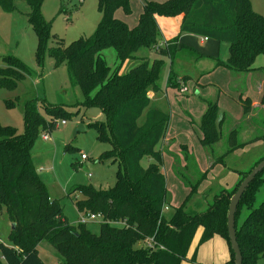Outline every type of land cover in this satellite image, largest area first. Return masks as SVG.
<instances>
[{
    "label": "trees",
    "instance_id": "1",
    "mask_svg": "<svg viewBox=\"0 0 264 264\" xmlns=\"http://www.w3.org/2000/svg\"><path fill=\"white\" fill-rule=\"evenodd\" d=\"M25 1L31 9L28 20L38 37L37 59L42 63L48 42L55 38L42 14L45 0ZM15 2L0 0V7L10 13L15 10ZM98 6L102 20L95 33L68 45L59 39L50 56L56 66L67 65L71 83L79 86L84 95L82 105L104 112L106 121L92 126L98 139L110 142L112 148L97 161H112L119 169L113 187L78 186L69 196L78 191L82 194V199L75 202L79 212L100 214L112 221L125 220L128 226L100 223V232L96 234L87 224L69 222L60 200L50 196L39 178L32 149L40 131L53 130L59 118L72 113L58 106H45L49 115L46 121L37 100L26 101L24 133L0 122V209L4 207L10 222L15 224L9 235L10 243L0 242V264H45L38 249L42 242L55 250L59 264H181L199 228H203L200 244L215 235L226 240L231 252L226 264H234L227 224L230 199L239 183L264 157L248 172H241V180L232 191L222 190L201 213L190 214L187 209L206 175L193 181L188 174L178 172L190 192L172 216L166 217L167 178L159 146L166 136L170 115L151 107L150 93L160 91L159 81L168 59V86L178 87L175 58L184 50L197 53L194 48L179 47L182 33L228 44V59H215L217 67H227L237 74L255 71L257 58L264 55V16L254 11L251 0H146L138 24L130 27L116 17L121 8L131 13L130 0H98ZM176 16H182L180 34L160 44L163 35L157 18ZM110 48L116 51L119 61L114 70L102 56ZM141 50H149L154 56H139ZM130 60L136 61V65L122 72L123 65ZM3 61L0 88L14 90L30 70L15 57L5 56ZM240 103L248 115L251 98L241 97ZM261 104L264 106V94ZM224 117L217 102L208 101L200 122L204 147L212 148L223 138ZM263 141L264 134L241 143L239 132L234 129L228 134V150L214 163L223 164L236 150ZM145 157L151 159L147 167L142 165ZM263 175L264 170L250 184L236 212L243 264H258L264 258V201L254 207L264 184ZM244 209L249 213L238 226ZM149 236H154L165 249L146 248L144 241Z\"/></svg>",
    "mask_w": 264,
    "mask_h": 264
},
{
    "label": "rangeland",
    "instance_id": "2",
    "mask_svg": "<svg viewBox=\"0 0 264 264\" xmlns=\"http://www.w3.org/2000/svg\"><path fill=\"white\" fill-rule=\"evenodd\" d=\"M251 3L254 11L264 16V0H251ZM130 7L131 13L128 14L121 8L120 11L118 10L120 17H117L124 22L131 17H136L140 11L139 0H130ZM30 10L25 0H16L15 10L10 13L0 7V67L5 65L3 61L5 56H12L22 60L30 70V74L16 89L0 88V122L2 125L15 127L19 133H24L26 101L36 103L37 100L36 104L46 121L49 120V115L45 106H58L72 113L66 118H59L58 125L53 130L40 131L32 149V159L37 174L45 183L50 196L60 200L65 217L70 223L77 224L80 214L84 213L78 211L75 202L82 199V194L78 191L69 196V193L73 188L84 185L103 189L113 187L119 167L112 161H97L102 153L112 148L110 142L98 139L97 131L92 126L95 122L106 121V116L98 107L87 108L82 105L84 95L80 87L71 83L66 64L56 66L53 57L50 56V50L59 45L57 42L59 39L68 45L81 37L93 35L102 20V12L99 10L98 0H45L42 5V14L50 23L51 32L55 38L48 42L43 61L39 63L38 37L28 20ZM196 38L198 43L193 42L192 45L199 51L213 55L221 61L228 59V44L219 43L218 45L214 40L201 43L200 39ZM215 44L218 48L214 51ZM144 54L154 56V53L149 50H141L139 56ZM194 55L196 56L185 53L184 57H178L174 62L175 72L185 75L180 82H186L189 92L182 94L179 88L168 86L170 71L168 59L159 81L161 89L153 93L151 102V107L170 115L168 130L159 148L164 155L163 169L169 179V190L175 197L179 188L176 187L178 180L169 170L172 155L183 152L192 156L201 167H206L208 164L200 142V122L207 109L208 101L217 102L221 113L240 126L246 123L243 122V110L239 99L233 95L234 89H237L236 86L240 92H245L244 98L250 96L254 103L257 99L261 102L264 94V55L257 58L254 66L256 70L253 74L238 73L241 75H236V78H230L227 67L220 66L214 69L215 59L209 57L196 59L198 52ZM102 56L113 70L118 66L119 61L114 49L104 50ZM136 63L134 60L127 61L121 71L128 72ZM234 84L235 88H233ZM11 101L12 104H9ZM63 120L66 124L60 125ZM79 125H84L86 129L75 134ZM256 130L257 133L258 131L262 133L264 126L257 127ZM224 132L225 128L222 139L224 147L222 144L213 147V152L219 157L228 150V133ZM45 133H48V139L44 138ZM164 142L167 143L163 151ZM262 143L261 147L250 153H247L249 149L243 155H229L225 161L231 166L243 167L245 171H248L256 161L264 157V142ZM68 145L71 146L69 149H67ZM205 149L212 152L211 147H205ZM82 154H85L87 158L83 159ZM150 163L149 157H145L142 161L144 167ZM216 173L217 170L214 168L208 172V177L211 178ZM189 177L197 181L199 175ZM207 183L208 181H204L203 185ZM176 201L175 198L172 199L167 215L174 213L175 205H179ZM263 201L264 184L257 195L254 207H258ZM248 213L249 210H243L238 226L243 223ZM100 223L99 220L88 222L87 227L98 234ZM11 229L12 223L3 207L0 209V242L10 243ZM46 246L55 252L47 242H43L40 245L42 253L50 250ZM55 256L58 260L56 252ZM258 264H264V258H261Z\"/></svg>",
    "mask_w": 264,
    "mask_h": 264
},
{
    "label": "crops",
    "instance_id": "3",
    "mask_svg": "<svg viewBox=\"0 0 264 264\" xmlns=\"http://www.w3.org/2000/svg\"><path fill=\"white\" fill-rule=\"evenodd\" d=\"M145 1L146 0H139V3H140L139 10L140 11L136 14V17H131L130 20L125 21L131 27H134L138 24V21H139L140 15L142 13L143 5H144ZM159 1H163V0H159ZM119 11L116 12V17L117 16L120 17V15L118 14ZM157 21H158L159 27H160L162 35H163V39L160 42V44L164 43L165 41L171 40L180 34L182 16L158 17ZM196 37H198L200 39L201 43L202 42H208L209 40L210 41L213 40V39H205L204 37L193 35V34H185V33L183 34L182 33L179 36V41H178L179 47L181 45H185V46L194 48L199 53V55L203 56V58L209 57L212 59H218L215 56L213 57V55H210V54L207 55L208 53H205L203 51L201 52L197 48L193 47V45H192L193 42L198 43V40ZM214 41H216V40H214ZM216 42L219 45V42L218 41H216ZM217 48H218V46L215 44L214 51ZM228 52H229V50H228ZM185 53L186 54L191 53L193 56H196V55H194V53L184 50V51H181L180 53H178L177 58L178 57H184ZM149 55L150 54H144L143 57L149 56ZM199 55L196 57V59L202 58V57H199ZM175 60H176V58H175ZM214 66H215L214 69L217 68L216 63L214 64ZM229 72H230V78L231 77L236 78V75H241V74L233 73L230 70H229ZM253 72L254 71L248 72V73L253 74ZM231 74L232 75L234 74V75L231 76ZM177 76H178L179 83H180L177 88H179V91L181 92V87L183 85L187 87L186 82H183V81L180 82V80L183 79L182 77H184L185 75L177 73ZM186 77H187V75H186ZM235 86L236 85L234 84L233 88H235ZM236 87H237V89H234L235 91L233 92V95L237 96V98L239 99V102H240V98L241 97L244 98V96H246V95L244 94L245 92L243 93V92H240L238 90V86H236ZM188 92H189V89L187 92H185V93L181 92V93L187 94ZM153 93L154 92L150 93L151 99H152ZM242 110H243V108H242ZM243 122H245L246 124L239 126L231 118H229L228 116L225 115L222 130L224 131V128H225L224 133H226V131H227L228 134L230 131H232L234 129L238 130L239 141L241 143L250 142L254 138H256L257 136H260L259 134H261V135L264 134L263 131H262V133H260V131H258V133H257V130H256L257 127L264 126V106L261 104V102L258 99H257V102H255V103L252 101V109L248 115H245L243 112ZM200 131H201V129H200ZM201 139H202V132H201V136H200V142H201ZM222 139L219 142H217L213 147H217L220 144H222V147H224ZM166 143L164 142L163 151H164V147H165ZM262 144H263L262 142H257L255 144L246 145L245 147L236 150L231 155H243V154H246V151H248L249 149H250V151L247 153H250L252 150L261 147ZM201 145H202V143H201ZM202 147L204 149V152L206 154L207 161H208V164L206 167L199 166L197 161L192 156H190L188 154H183V152L177 153L175 156L172 155L171 167H169V170L172 171V173L175 175V178L178 180V184H177L178 186H176V187L179 188V190H177L178 191L177 197H175L173 195V193H171L169 190L170 189L169 188V179H167V189H168V195H167L168 200H167V202L169 203L168 206L172 205V199L175 198V201L177 200L176 202H177V204H179V205H175V206L179 207L184 202V200L186 199V197L188 196V194L190 192V188L181 180V178L178 175V172H184V173L188 174L189 176H191L192 178L196 174H198L199 176L203 175V174L206 175L205 179L199 185L197 195L192 199V201L188 205V209H187L188 212L190 214H195V213H201V212L206 211L208 206L213 203L215 197L217 195H219L222 190L226 189V190L232 191L237 186L239 181L241 180V172H248L255 165L254 164L248 171H245L243 169V167L231 166V165L227 164L226 161L223 164L222 163H216L215 164L214 161L219 156L217 153L213 152V147H212V152H211V150L205 149V147L203 145H202ZM182 154H183V156H182ZM214 168H216L217 173L213 174V176H211V178H209L208 172ZM191 172H194V173H191ZM166 178H167V174H166ZM204 181H206V182L208 181V183L205 186L203 185ZM168 206H167V210H165L164 214H166V212L169 211L170 207H168ZM171 215L166 214L165 216L170 217ZM202 233H203V228H199L195 234L193 241H192V244H191L190 249L188 251L187 257L185 260L182 261L181 264H226L231 258V252H230V249H229V246H228L226 240L223 237H221L220 235H215L211 239H209L208 241L200 244V239H201ZM40 245L38 247L39 255H40L41 259L45 262V264H59V262L55 256V252H52L53 250H51V248L49 246H46L50 250H47V251L45 250V253H42ZM49 251H51V252H49ZM44 258H46V260Z\"/></svg>",
    "mask_w": 264,
    "mask_h": 264
},
{
    "label": "water",
    "instance_id": "4",
    "mask_svg": "<svg viewBox=\"0 0 264 264\" xmlns=\"http://www.w3.org/2000/svg\"><path fill=\"white\" fill-rule=\"evenodd\" d=\"M86 128L84 125H79L76 130L75 134L79 131H84ZM264 170V158L259 161L247 174V176L239 183L234 195L230 199V205L228 210V232L229 238L231 242L232 250L235 254V261L234 264H243V256L242 252L237 240V233H236V212L240 203L242 196L244 195L245 191L248 189L250 184L255 180V178ZM15 227V224H12V229Z\"/></svg>",
    "mask_w": 264,
    "mask_h": 264
},
{
    "label": "built area",
    "instance_id": "5",
    "mask_svg": "<svg viewBox=\"0 0 264 264\" xmlns=\"http://www.w3.org/2000/svg\"><path fill=\"white\" fill-rule=\"evenodd\" d=\"M83 1V0H81ZM207 39V38H205ZM188 91V88L186 86L181 87V92L185 93ZM66 122L63 120L60 125H65ZM44 138L48 139V133L44 134ZM82 158L85 159L87 156L85 154H82ZM165 210H167V207H165ZM81 213V212H80ZM100 221L101 223H109L111 225H117L120 227H127V221L125 220H118V221H112V220H107L100 214H94V213H84L80 214V218L77 222V224H87L88 222H94V221ZM144 245L146 248L152 249V250H164L165 247L160 244L154 236H149L145 239Z\"/></svg>",
    "mask_w": 264,
    "mask_h": 264
}]
</instances>
